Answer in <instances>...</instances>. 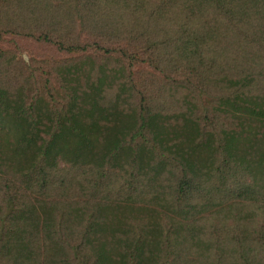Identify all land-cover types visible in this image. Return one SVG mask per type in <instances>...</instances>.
Here are the masks:
<instances>
[{
    "label": "trees",
    "instance_id": "1",
    "mask_svg": "<svg viewBox=\"0 0 264 264\" xmlns=\"http://www.w3.org/2000/svg\"><path fill=\"white\" fill-rule=\"evenodd\" d=\"M5 36L68 59L0 50V264H264V0H0Z\"/></svg>",
    "mask_w": 264,
    "mask_h": 264
},
{
    "label": "rangeland",
    "instance_id": "2",
    "mask_svg": "<svg viewBox=\"0 0 264 264\" xmlns=\"http://www.w3.org/2000/svg\"><path fill=\"white\" fill-rule=\"evenodd\" d=\"M1 49L12 50L15 52L17 59H23L32 70V74L37 76L35 79L38 82L45 78V74H40L41 70L47 71L49 65L68 59V56L56 52L49 45L25 37L5 36L0 40ZM137 69L138 67L134 70ZM9 261L8 264H16L13 260L9 259ZM24 264H26V261Z\"/></svg>",
    "mask_w": 264,
    "mask_h": 264
}]
</instances>
